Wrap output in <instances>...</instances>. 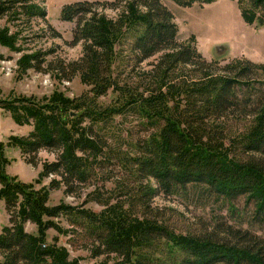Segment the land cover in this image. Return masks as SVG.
<instances>
[{
	"label": "trees",
	"instance_id": "obj_1",
	"mask_svg": "<svg viewBox=\"0 0 264 264\" xmlns=\"http://www.w3.org/2000/svg\"><path fill=\"white\" fill-rule=\"evenodd\" d=\"M173 1L189 7L210 0ZM238 3L246 22L264 26V0ZM109 9L116 16L104 12ZM8 14L13 20L47 21L46 9L34 0H0V18ZM61 18L76 22L68 44L82 42L83 54L48 65L66 79L80 73L90 89L74 98L56 92L46 103L33 97L20 98L23 104L0 99L16 121L33 123L28 135L11 138L28 163L36 166L42 149L57 154L41 173L42 178L54 176L49 187L36 189L6 173L0 144V198L11 216V225L0 234L5 257L0 264H80L69 259L65 246L46 244L48 229L69 231L56 220L61 216L87 231L93 256L104 255L96 264H264V238L255 229L227 225L223 234H177L153 206L160 194L192 193L223 203L244 199L251 209L250 227L264 225V64L235 59L215 71V63L194 44L178 41L174 14L161 0L76 1L62 7ZM48 31L60 36L51 24ZM15 40L8 31L0 32V44L15 48ZM55 51L27 54L22 64L44 71L46 57ZM160 52L147 88L120 82V63L136 66ZM110 89L125 98L102 105L98 98ZM128 111L154 131L132 145L133 154L120 156L128 170L120 196L100 188L90 192L89 199L105 207L100 213L65 202L50 205L51 190L63 184L67 194L79 195L112 158L95 127L103 130L115 115ZM231 116L252 119L232 133ZM27 221L37 224L38 235L26 231Z\"/></svg>",
	"mask_w": 264,
	"mask_h": 264
},
{
	"label": "rangeland",
	"instance_id": "obj_2",
	"mask_svg": "<svg viewBox=\"0 0 264 264\" xmlns=\"http://www.w3.org/2000/svg\"><path fill=\"white\" fill-rule=\"evenodd\" d=\"M47 11L46 20L42 18H24L13 20L11 15L0 18V32L8 31V35L15 37L14 47L9 44H0V99H7L16 104H23L19 99L33 97L40 103H46L56 93H63L70 98L78 97L90 89L83 83L80 73L71 79L60 75L53 69L57 59L71 62L83 54V43L69 45L73 39L75 21H63L62 7L67 3L83 0H34ZM95 1V0H89ZM103 1V0H101ZM174 14V22L178 27V41L190 42L196 46L208 62H214L217 72H222L226 64L235 59H248L252 62L264 64V26L248 23L244 19L238 0H210L203 3L195 2L192 6H181L173 0H161ZM102 12L99 9V12ZM109 16H116L115 11L106 10ZM51 24L60 36H53L48 31ZM56 48L54 54L48 55L43 66L44 71L35 68H25L23 57L35 51H46ZM160 52L136 66L118 65L116 74L122 84L129 83L134 87L147 88L154 81L155 65L158 63ZM53 62L52 68L48 65ZM264 74V71L261 70ZM125 96L119 90L110 89L98 101L102 105L117 104ZM231 116L228 123L231 132L242 131L247 120ZM132 111L117 114L103 130L95 127L98 133L103 134L108 143L107 154L112 158L106 161L100 169H96L91 180L79 190V195H69L65 186L50 191L49 204L55 205L65 202L71 205L83 206L100 213L105 207L89 199V193L100 188L105 194L113 191L120 196V187L128 178V170L119 158L125 153L133 154L132 145L144 139L154 131V128L145 123ZM89 124V121H86ZM34 129L33 123H20L15 120L13 113L0 106V144L7 159L5 171L8 175L25 183H33L36 189L49 187L53 175L42 178L41 173L46 162L54 161L57 154L54 151L42 149L37 154V165L28 163L20 149L12 142L13 136L28 135ZM100 130V131H99ZM2 185L0 183V189ZM107 191V192H106ZM87 200V201H86ZM153 206L158 208L159 217L171 230L179 234L209 235L224 233L222 228L230 225L234 228H251L264 238V225L250 227V207L244 199L238 202L204 200L192 193L188 194H160L154 197ZM10 213L6 209L4 199L0 198V234L5 226L11 225ZM68 232L60 233L56 229L47 230L46 244L65 246L69 251V259H77L80 264H96L104 255L93 256L91 242L86 235L87 231L72 225L66 216L56 218ZM26 231L38 235L37 224L31 221L24 223ZM5 257L0 252V261Z\"/></svg>",
	"mask_w": 264,
	"mask_h": 264
}]
</instances>
